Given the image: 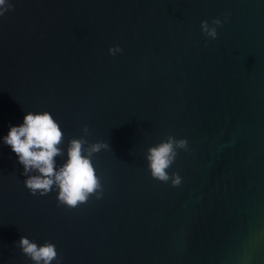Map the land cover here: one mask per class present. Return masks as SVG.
Masks as SVG:
<instances>
[{"label":"water","instance_id":"obj_1","mask_svg":"<svg viewBox=\"0 0 264 264\" xmlns=\"http://www.w3.org/2000/svg\"><path fill=\"white\" fill-rule=\"evenodd\" d=\"M8 4L0 264H34L22 236L54 244L51 264H264V0ZM45 111L63 132L57 169L73 139L87 141L85 155L108 145L91 157L102 192L76 208L55 185L33 195L3 143L28 112ZM168 136L187 141L166 170L179 186L154 179L146 159Z\"/></svg>","mask_w":264,"mask_h":264},{"label":"clouds","instance_id":"obj_2","mask_svg":"<svg viewBox=\"0 0 264 264\" xmlns=\"http://www.w3.org/2000/svg\"><path fill=\"white\" fill-rule=\"evenodd\" d=\"M5 4L6 0H0V16L11 8L10 4L7 7ZM213 23L220 24V21L215 20ZM201 29L207 36L216 38V28L209 27L207 21L201 22ZM117 51H120L118 47L109 49L113 55ZM84 132H88L87 127L84 128ZM2 139L3 143L10 146L17 155L18 162L23 166L22 175L27 176L24 184L33 195L38 192L42 196L46 195L55 185L59 190L57 197L59 203L69 208H76L85 203L90 195L102 192V185L91 157L108 145L100 142L91 144L85 155L83 145L87 141L83 138L73 139L67 149L66 162L57 169L55 158L63 154L58 147L63 140V132L49 112L35 114L28 112L23 118V123L19 126H10L8 134ZM178 148L187 149V141L168 136L166 141L148 149L146 159L154 179L167 183L171 178L173 186L180 185L181 177L176 173L170 177L166 171L174 163ZM33 172L36 174L28 175ZM18 246L34 264L41 262L51 264L57 258L55 245L49 242L37 245L22 236Z\"/></svg>","mask_w":264,"mask_h":264}]
</instances>
